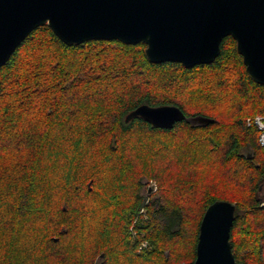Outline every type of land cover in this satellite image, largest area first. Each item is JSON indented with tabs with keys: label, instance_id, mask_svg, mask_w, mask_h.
Segmentation results:
<instances>
[{
	"label": "trees",
	"instance_id": "1",
	"mask_svg": "<svg viewBox=\"0 0 264 264\" xmlns=\"http://www.w3.org/2000/svg\"><path fill=\"white\" fill-rule=\"evenodd\" d=\"M145 47L68 45L44 24L0 66V264H191L216 200L235 203V260L264 264V148L246 122L264 113V86L229 35L189 68ZM141 104L213 122H125Z\"/></svg>",
	"mask_w": 264,
	"mask_h": 264
},
{
	"label": "water",
	"instance_id": "2",
	"mask_svg": "<svg viewBox=\"0 0 264 264\" xmlns=\"http://www.w3.org/2000/svg\"><path fill=\"white\" fill-rule=\"evenodd\" d=\"M44 24L68 45L92 39L143 42L151 63L179 62L186 68L211 63L229 35L247 75L264 86V0H0V66ZM136 116L160 128L181 120L192 125L213 122L187 117L178 106L167 104H141L127 113L125 122ZM155 188L153 183L148 192ZM234 219L231 201L207 206L191 264H243L235 260L229 240Z\"/></svg>",
	"mask_w": 264,
	"mask_h": 264
},
{
	"label": "rangeland",
	"instance_id": "3",
	"mask_svg": "<svg viewBox=\"0 0 264 264\" xmlns=\"http://www.w3.org/2000/svg\"><path fill=\"white\" fill-rule=\"evenodd\" d=\"M260 114H263V113H260ZM242 152H244L245 154L248 153V151H246V150H244V149L242 150ZM153 183L155 184V182H154L153 180H146V179L143 180V185H142V188H140V192H141L144 196H146V197H145V203H148L149 200H150V198L154 197L153 195L155 194V190H156V188L153 189L151 193L148 192V188H149V186L152 185ZM155 185H156V184H155ZM263 189H264V186H263ZM146 194H147V195H146ZM261 205H264V201L261 202ZM141 210H143V211L141 212ZM141 210H140L139 213H141V214H140L141 217L144 218L145 213H146V212H145V211H146V207H144V209H141ZM135 220H136V219H135ZM132 226H133V224L129 227V229H130L131 232H132V230H134V228H133ZM141 243H142L141 246H143V247L148 245V244L146 243L145 240H143Z\"/></svg>",
	"mask_w": 264,
	"mask_h": 264
},
{
	"label": "built area",
	"instance_id": "4",
	"mask_svg": "<svg viewBox=\"0 0 264 264\" xmlns=\"http://www.w3.org/2000/svg\"><path fill=\"white\" fill-rule=\"evenodd\" d=\"M248 125H253L258 131L257 142L264 148V113L249 117L246 120ZM143 210H141L142 212Z\"/></svg>",
	"mask_w": 264,
	"mask_h": 264
}]
</instances>
